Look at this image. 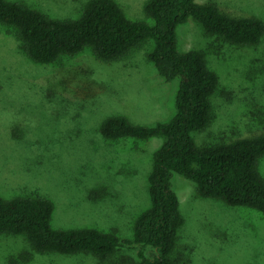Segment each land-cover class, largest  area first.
<instances>
[{
	"label": "rangeland",
	"instance_id": "374dc122",
	"mask_svg": "<svg viewBox=\"0 0 264 264\" xmlns=\"http://www.w3.org/2000/svg\"><path fill=\"white\" fill-rule=\"evenodd\" d=\"M54 18L81 16L89 0H14ZM128 18L148 21L149 0H116ZM233 18L264 22V0H195ZM181 52H202L219 76L212 120L193 133L206 147L264 133V37L236 45L190 19L178 28ZM153 42L119 61L103 62L92 50L41 64L0 24V195H41L55 205L52 226L95 228L132 239L138 216L150 205L148 176L164 138L107 139L102 122L124 115L140 125L169 122L176 114L180 81L166 82L148 61ZM259 170L264 178V157ZM186 219L174 264H264V215L203 198L196 184L173 176ZM141 245L119 248L102 260L92 253L42 254L23 235H0V264H138Z\"/></svg>",
	"mask_w": 264,
	"mask_h": 264
},
{
	"label": "trees",
	"instance_id": "16d2710c",
	"mask_svg": "<svg viewBox=\"0 0 264 264\" xmlns=\"http://www.w3.org/2000/svg\"><path fill=\"white\" fill-rule=\"evenodd\" d=\"M145 12L151 22L128 18L116 0H89L79 18H54L25 2L0 0V24L23 43L34 62L54 64L86 49L103 62H114L153 42L148 61L166 82L180 81L176 114L169 122L146 126L115 115L101 124L107 139L164 138L148 176L151 205L136 219L132 239L95 228H54L55 205L41 195L10 199L0 195V235H23L42 254L85 252L102 260L124 246H149L157 255L147 257L142 249L138 264H174L172 253L186 222L173 188L174 173L194 182L203 198L253 208L264 215V178L259 170L264 133L230 143L196 145L193 133L211 123L219 76L202 52H181L178 46V28L190 19L198 21L208 34L236 45L259 44L264 22L256 17L233 18L214 4L195 0H149Z\"/></svg>",
	"mask_w": 264,
	"mask_h": 264
}]
</instances>
